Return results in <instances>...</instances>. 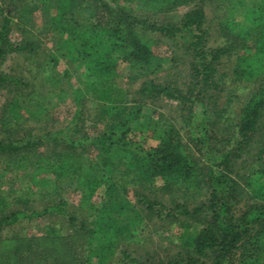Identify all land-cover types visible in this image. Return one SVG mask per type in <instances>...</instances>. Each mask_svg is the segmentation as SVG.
I'll list each match as a JSON object with an SVG mask.
<instances>
[{
	"label": "trees",
	"instance_id": "16d2710c",
	"mask_svg": "<svg viewBox=\"0 0 264 264\" xmlns=\"http://www.w3.org/2000/svg\"><path fill=\"white\" fill-rule=\"evenodd\" d=\"M196 1L48 0L50 4L48 19L51 20L54 29L60 30V34L63 33L60 44L84 77L82 87L68 78L72 89V96L68 100L71 101L73 108L69 124L76 128L79 123L88 119L91 123L96 121L101 124L102 128L89 134L85 130L82 131V126H78L74 131H82L83 134L74 139L75 133L69 134L66 126L59 131L39 135L41 137L32 135L31 128H26L19 134L22 125L17 118V113L20 112L17 103L20 101L22 108L21 103L26 104L33 97L25 92L27 95L20 100V94L15 93L0 106L1 115L4 114L0 121L12 117L18 122L15 130L10 128L1 136L0 154L7 152L15 154L14 152L21 150L22 153L25 152L24 157H27L28 152L34 151L40 143L51 145L50 149L54 150V153L46 155L49 157H42L45 153L41 151L33 160L44 161L42 165L39 163L37 168H44L39 174L42 175L39 181L46 183L47 180L51 181L50 178L54 179L53 176L57 178L62 175L61 181L68 174L69 167H72L71 174H78V179L81 169L92 170L97 163L96 157L102 153L110 167L107 171L104 170L105 173L114 174L116 183H120V178L117 179L120 175L122 183L125 184L126 180L122 175L125 171L131 172L128 169L122 172L117 167V162L115 168H112L113 159L109 156L113 149L122 150L123 158L121 157L120 161L124 163L125 168H127L125 158L132 165L134 163L131 171L136 172L132 173L131 182L136 189L133 191L138 197L137 202L145 201L142 209L150 212L148 219L157 217L163 223H175L180 231L181 250L174 255L157 256V261L153 264H264V0H242L240 6L242 18L237 19L233 14L228 15L227 19L221 22L225 29L223 32L225 39L216 45L211 44L212 46L207 43L205 12ZM192 2L195 3L193 9L186 10L179 22L175 23H148L150 21L147 17L142 19L136 16L132 9V6H145L143 8L150 7L154 13L159 14L181 6L187 7ZM80 8L91 11L89 17L77 19L78 14L75 11ZM13 10L16 11L14 25L22 24L23 20L25 25L29 22L28 9L24 2H18ZM9 21L7 17L0 27V61L11 51H22L27 56L32 52L42 51V59L46 60L47 56H44L43 52L45 49L35 39L41 32L35 33V37L31 32L25 34L24 40L12 44L6 36L10 29ZM18 29L21 30L19 27ZM176 31L180 34L183 32V40L190 41L193 45L191 60L187 64L190 72L186 77L189 78L182 83L175 80L162 83L145 78L136 88L135 95L141 100L163 97L167 103L168 100L177 101V105L181 106L184 126L195 127L198 134L191 139L189 136H181L178 130L171 128L164 133L163 141L160 143L140 147L127 135L132 130L131 122L133 116L139 113L141 101L137 102L136 108H132L126 103L120 104L110 98V93L115 87L114 79L119 76L116 74L117 67L126 62L128 66L155 68L153 64L161 62L164 57L161 58L154 53L152 35L159 33L174 39L178 36ZM234 49H238L239 52L230 70L233 78L257 82L248 86L249 94L237 106L230 105L234 102L227 99L224 104L229 105L228 110L226 107L217 110L209 107L207 101L214 99L211 90L217 89L218 84L222 82L219 80L222 57L229 56ZM52 60L55 62V58ZM61 72L67 76L66 68ZM222 75L227 73L222 72ZM7 80L14 84H26L13 74H2L0 71V90L7 87L4 85ZM89 94V97L98 102H96L98 112L95 110L91 114L89 112L84 114L81 109L85 106ZM240 97L237 95L235 98ZM60 99L62 102L65 101L63 96ZM35 100L40 102V99ZM225 111L227 112L223 117ZM212 118L213 132L212 136H209L206 132L210 130L209 126L201 125ZM215 133L222 141L223 148L221 145L215 148L211 142L217 138ZM222 133H225V136L221 140ZM88 137L91 138L90 145L95 150L93 158L82 156V148L79 147L83 145H76ZM68 140L71 143L69 146L66 145ZM53 141L56 144H53ZM197 145L201 146L196 149ZM252 147L256 152L255 163L249 166L244 163L242 157L248 154ZM201 149L205 151L200 153ZM197 155H201L204 160L208 159L206 168L209 167V170L214 168L213 171H206V180L201 179L203 174L201 167L198 166ZM236 163H239L237 168ZM246 168L248 170L245 173H240L239 170ZM107 181L98 179L97 176L81 179L84 186L82 193H87L86 196L89 198L88 210L95 209L88 214L91 222L83 218L78 226L81 231L78 235L84 237L81 240L82 244L88 247L87 243L91 238L97 242L96 248L88 247L85 252L88 260L92 256L107 255L99 253V250L108 248L109 254L113 253L114 247L110 248L109 244L111 239H117L120 233L126 237L140 236L137 233L138 221L119 219L118 216L109 214L110 207L113 206L111 201L114 200L105 197L103 189ZM176 182L186 188V192H183L185 195L181 194L184 201L188 199L186 193L189 190L197 193L203 189L202 187L208 191L206 201L190 208L184 201L175 200L172 192L176 191V186H171ZM57 183L52 185L50 193L56 191ZM241 186L250 187L248 193H245ZM57 202L56 206L62 204L60 200ZM240 206L243 207L239 209ZM22 210L11 212L16 215L10 222L17 221ZM31 213L41 217L45 209H31ZM192 222L197 223L198 228L191 230L190 228L195 227L191 226ZM2 223L3 219H0V225Z\"/></svg>",
	"mask_w": 264,
	"mask_h": 264
},
{
	"label": "rangeland",
	"instance_id": "374dc122",
	"mask_svg": "<svg viewBox=\"0 0 264 264\" xmlns=\"http://www.w3.org/2000/svg\"><path fill=\"white\" fill-rule=\"evenodd\" d=\"M18 2H24L25 7L28 9L30 19L26 25L24 20L22 24L17 23L14 25L16 11L14 12L13 9ZM194 4L192 2L187 7L181 6L159 14L154 13L150 7L143 8L145 6H132V9L136 16L142 19L147 17L150 21L148 23L161 24L165 22L166 24L179 22L178 20L182 14L188 9H193ZM196 4L205 12L206 23L204 27L208 31L207 43L209 46L223 42L225 39L223 34L225 29L222 27L221 22L224 19L226 20L228 15L233 14L237 19L242 18L240 10L242 0H197ZM49 5L48 0H0V27L7 17L10 19L8 23L10 29L6 35L8 41L12 44H18L21 39L24 40L23 35L31 32L35 37V33L41 32L39 33L40 36L35 39L41 43V46L45 49H42L46 54L44 56H47L46 60L43 61L42 51L29 53V56L22 51H11L5 55V58L0 61L1 73L13 74V76L20 78L21 82L24 80L26 84H14L12 81L7 80V83L4 84L7 87L0 90V106L6 103L15 93L20 94V100L23 96L29 94L33 99L26 104L21 103L22 108H20V101L17 103L20 111L17 113V118L20 125H22L18 133L22 134L26 128H31L30 133L32 135L41 137L46 132L59 131L66 126L69 134L75 133L73 135L74 139V137L82 135L83 130L91 134V132H97L98 129H101L102 125L96 121L91 123L87 119L83 123L78 122L77 127L82 126V131L77 132L74 131L77 127L73 128L70 126L71 123L69 124L73 108L71 101L68 100L72 96L68 78H71V82H76V85L82 87L84 77L81 76L80 70L71 62L67 52L65 53L60 44L63 33L60 34V30L54 29L51 20L48 19L50 16ZM90 12L88 9L84 11L83 8L75 11L78 14L76 15L77 19L89 17ZM4 16L7 17L4 18ZM18 27L21 29L20 31ZM176 34L178 36L174 39H169L159 33L152 35L154 53L161 58L164 57L161 62L153 64L156 68L155 71V68H149V66H128L126 62L121 63L119 68L117 67L116 74L119 76L114 79L115 87L110 93V98L120 104L126 103L132 108H136L137 102L141 101V105L138 107L139 113L133 116L132 130L127 135L129 139L137 142L140 147L154 146L160 143L163 141L164 133L171 128L178 130L181 136H189L191 139H194L198 134L195 127L188 128L184 126L183 118H181V106L177 105V101L168 100L167 103V100L163 97L153 100H141L135 95L136 88L145 78L155 79L157 82L162 83L173 82L174 80L177 83H182L186 78H189V76L186 77L190 72V69H187V64L191 60L193 45L190 41L183 40V32L180 34L176 31ZM35 39L33 41L36 45ZM238 52V49H234L229 56L222 57L219 68L221 72L219 80L222 82L218 84L217 89L213 88L214 90H211L214 99L207 101L209 107H214L217 110H223L226 107L228 110L229 105L224 104L227 99L233 100L234 103L230 105L237 106L249 94L250 89L248 86L257 82L253 81L251 83L246 79L233 78L231 75V66ZM53 58H55V62L52 60ZM63 68L67 69V76L61 72ZM149 70H152V72H149ZM222 72L227 73V75H222ZM22 90L25 91L20 93ZM237 95L241 96L240 99L235 98ZM43 96L44 98H40ZM62 96L65 99L64 102L60 101ZM89 96L90 94L87 97L85 106L81 109L84 114L88 112L91 114L95 110L98 112L96 99ZM35 99H40V102H36ZM1 112L2 109L0 108V117L4 115H1ZM226 112H223V114L225 113L223 117ZM18 122L12 117H6V119L0 121V138L10 128L15 130ZM213 123L214 118L201 125L209 126L210 130H206L209 136H212ZM187 132L189 135L186 134ZM215 135L217 138L211 140L214 147L221 145V148H223L222 141L219 140L216 133ZM224 136L225 133H222L221 140ZM90 139V137L85 138L76 145H83L79 147L82 148V156L93 158L95 150L90 145ZM53 142V144H56L55 141ZM70 144L68 140L66 145L69 146ZM50 146L40 143L34 151L28 152L27 157H24L25 152L22 153L21 150L14 152L15 154L10 152L0 154V216L2 214L0 219H3V223L0 225V264H143V262H145L144 264H153L157 261V256L174 255L181 250L182 241L179 239L180 231L177 225L172 222L163 223L157 217L149 220L150 212L142 209L145 201L137 202L138 197L133 191L136 186L131 182L132 173L136 172L131 171L134 163L132 165L125 158L127 167L125 168L124 163L120 161V158H123L122 150L113 149L110 151L109 156L113 159L112 168H115L118 163L117 167L122 172L124 169L131 172L127 173L125 171L122 175L126 180L125 184L122 183L120 175L117 176V179L120 178V183H116L114 174L105 173L104 170L107 171L110 167L106 163V156L102 153L96 157L97 163L92 170L81 169L78 179V174H71L72 167H69L67 169L68 174L61 181L62 175L57 176V178L53 176L54 179L50 178L51 181L47 180L44 183L39 181L41 180L39 177L42 176H39V174L44 168H37L38 164L41 163L42 165L44 161L37 162L33 160L36 158L35 155L41 151L45 153L42 157H49L46 155L54 153L55 151L50 149ZM200 146L197 145L195 148L197 149ZM199 151L201 153L205 150L201 149ZM255 153V148L252 147L248 154L243 155L244 163L249 164V166L254 164ZM3 154L9 155L5 156ZM197 156L199 159L198 166L201 167V173L203 174L201 179L206 180L205 174L209 167L206 168L205 164L209 161L206 158L204 160L201 155ZM30 161L32 162L29 164ZM115 162L117 163L115 164ZM238 166L239 163H236V168ZM248 168L239 171L245 173ZM211 170L213 171L214 168H211ZM96 176L98 179L108 180L103 191L106 199L114 200L111 201L113 206L110 207L111 212L109 214L118 216L119 219L127 218L138 221L139 229L137 233L140 236L126 237L125 234L120 233L117 239L112 238L109 244L110 248L114 247L113 253L109 254L110 250L108 248L99 250V253H107V255L92 256L88 260L85 252L88 247L96 248L97 242L91 238V241L87 243L88 247L82 244L81 240L84 237H80L81 234L78 235L81 232L78 226L83 218L91 222L88 214L95 209L88 210L89 198L86 196L87 193H82L84 186L81 184V179L85 180L87 177L93 178ZM56 182H58L56 191L50 193L52 185ZM241 184H243V180ZM173 186H176V191L172 192L174 199L184 201L182 196L185 195L183 192H186V188L179 182L172 184L171 187ZM241 187L245 193L250 190V187ZM202 188L197 193L190 190L186 193L188 199L184 202L190 208L206 201L208 191L206 188ZM58 200L62 204L56 206ZM242 207L240 206L239 209ZM43 208L45 213L41 217L31 213V209L42 210ZM18 209H23L18 214V220L10 222L16 215V213L13 215L11 212ZM72 217L74 220H71ZM192 225L195 227L190 228L191 230L198 228L197 223L192 222ZM123 250L127 251L123 252Z\"/></svg>",
	"mask_w": 264,
	"mask_h": 264
}]
</instances>
